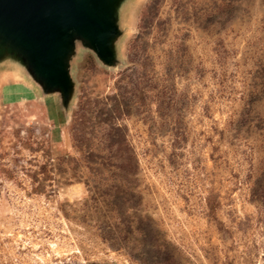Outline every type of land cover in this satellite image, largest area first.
<instances>
[{
    "label": "rangeland",
    "instance_id": "obj_1",
    "mask_svg": "<svg viewBox=\"0 0 264 264\" xmlns=\"http://www.w3.org/2000/svg\"><path fill=\"white\" fill-rule=\"evenodd\" d=\"M114 12L67 97L0 52V264H264V0Z\"/></svg>",
    "mask_w": 264,
    "mask_h": 264
},
{
    "label": "water",
    "instance_id": "obj_2",
    "mask_svg": "<svg viewBox=\"0 0 264 264\" xmlns=\"http://www.w3.org/2000/svg\"><path fill=\"white\" fill-rule=\"evenodd\" d=\"M123 1L0 0V52L8 47L20 53L50 90L67 97L71 84L66 59L72 39H86L108 60L116 32L115 7Z\"/></svg>",
    "mask_w": 264,
    "mask_h": 264
}]
</instances>
